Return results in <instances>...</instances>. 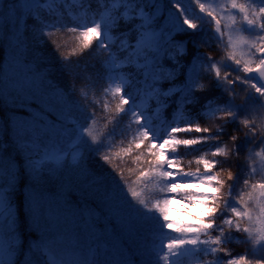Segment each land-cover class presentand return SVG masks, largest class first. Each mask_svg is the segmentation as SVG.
Returning <instances> with one entry per match:
<instances>
[{
    "label": "snow or ice",
    "instance_id": "6c2138e0",
    "mask_svg": "<svg viewBox=\"0 0 264 264\" xmlns=\"http://www.w3.org/2000/svg\"><path fill=\"white\" fill-rule=\"evenodd\" d=\"M63 30L78 34L72 55L94 43L97 54L64 58L70 89L26 62ZM209 41L220 59L202 52ZM0 61V264H66L58 251L71 264H264V0H0ZM77 82L85 100L103 82L100 95L81 104ZM213 119L224 123L201 125ZM242 147L244 168H224ZM90 152L129 158L139 190L105 184ZM66 168L74 184L45 198L40 183ZM181 202L196 209L190 222L171 216ZM144 228L151 247H133ZM165 229L179 236L157 246ZM235 242L244 254L232 255Z\"/></svg>",
    "mask_w": 264,
    "mask_h": 264
},
{
    "label": "trees",
    "instance_id": "16d2710c",
    "mask_svg": "<svg viewBox=\"0 0 264 264\" xmlns=\"http://www.w3.org/2000/svg\"><path fill=\"white\" fill-rule=\"evenodd\" d=\"M198 11V9H197ZM205 35H210L208 33L207 28H205ZM78 34H73L68 32L67 30H63L61 32H58L55 37L51 38L47 42L43 43H37L33 44L31 46V50L26 54V62L30 63L33 68L37 71L46 72L47 77L54 82L60 84L64 88L70 89L72 87L71 80L65 75V73L62 70V63L64 62V58H67L68 60H71L75 62L77 59L80 60H89L91 63H97V54L94 51L95 49V43L93 46L85 50L83 54L81 55H72V50L74 48H77L79 45V41L76 39V36ZM54 41V42H53ZM210 46L205 45L202 47V52L208 53L211 52L212 56L216 59H220V57L223 55V49L217 48V45L213 41H209ZM59 45V47H57ZM5 59L7 58V51L5 50L4 53ZM99 59H104V54H99ZM3 61H0V64H2ZM97 67L99 65L97 64ZM207 83V81H205ZM103 86V82L98 83L96 85V89L89 90L88 91V98L85 100L83 96L81 95L80 89L83 87V82H77L75 84L76 93L74 96V99L78 100L81 104L88 105L89 101L95 100L100 95V88ZM242 86L237 87V93L238 95H242L240 92V88ZM107 99V97H105ZM115 102H113L114 107ZM95 111L96 112V118L98 121L97 127L101 130L104 129V125L107 124L106 116L107 113L102 110V106L100 104H97L95 109L91 108L89 106V111ZM168 118L171 119V113L167 114ZM260 120L257 118V123L259 124ZM224 122L218 119L213 120H202L201 125L202 126H209L215 129L219 125L223 124ZM228 131L230 129L226 130V134L221 137L222 140H224L229 147H231V142L228 140ZM182 137H189V136H196L199 135L198 133H181ZM110 142V141H106ZM119 141L117 140V144L115 148L112 149H105L103 151H107L109 154L117 151L119 149ZM259 150V149H257ZM246 148L242 147L240 152V158L236 159L235 157H230L226 162L223 163L224 168H231L232 171L236 172L239 169L244 168L245 166V156H246ZM181 153L183 154V149H181ZM99 154H95L93 152H90L87 156V167L91 169L97 177L103 180L105 184H113V183H122L125 186V191H127V187H136L137 190L139 188L134 183L136 179V175L129 171L131 168H136L137 166L132 163V161L129 158H124L123 160H120L116 157H113V160L111 163H105L98 157ZM188 158H191L190 156ZM70 159V157H69ZM217 159H223L222 157H218ZM257 167H259V161L257 159ZM121 170H123V175H121ZM75 182V174L71 171V169L66 168L62 173L46 177L39 185V190L41 194L47 198L48 194L50 192H53L56 190V188L60 184H74ZM129 199H131L129 195ZM176 200H179L180 197L176 196ZM192 211L195 212V208L189 209V206L186 202L181 203H174L171 207L170 213L171 216L179 218L180 220H184L186 222H190V218L188 216V212ZM219 223V221H217ZM166 233H169L167 229L164 230ZM240 234L233 233L234 237H238ZM171 237H178V233H169V235H161L159 238L155 240V243L157 246H159V241L162 238H168ZM242 238V237H241ZM139 240L140 244L142 245H148L151 247L153 238L149 234L148 228L141 229V232L139 234ZM228 248L232 250V255L237 256L240 254H244L247 246L245 244L235 242L227 245ZM249 255H252L251 250H249ZM200 259H203L205 262L212 260V257L208 256H202ZM189 262V257L184 256L182 257V264H187Z\"/></svg>",
    "mask_w": 264,
    "mask_h": 264
},
{
    "label": "rangeland",
    "instance_id": "374dc122",
    "mask_svg": "<svg viewBox=\"0 0 264 264\" xmlns=\"http://www.w3.org/2000/svg\"><path fill=\"white\" fill-rule=\"evenodd\" d=\"M54 146H56V147H63L64 145H63V142L62 141L57 140V141H54ZM170 231H172V230H170ZM124 239L127 240L128 237H124ZM166 242H167V239H164V240L161 241V244L162 243H166ZM125 246L127 247L128 245L126 244ZM139 246H141V245H140L139 235H137V236H135L133 238V247H139ZM257 254H260V253H257ZM57 255L59 257L64 258L65 261H66V263H68V264H71V261L74 258V254L73 255H69L68 253H65L63 251H58L57 252ZM193 260H194V257L191 256V259H190L189 264H192ZM200 264H205V261L202 260V259H200Z\"/></svg>",
    "mask_w": 264,
    "mask_h": 264
}]
</instances>
